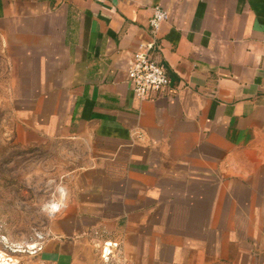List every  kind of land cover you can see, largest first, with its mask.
<instances>
[{"label":"crops","instance_id":"obj_1","mask_svg":"<svg viewBox=\"0 0 264 264\" xmlns=\"http://www.w3.org/2000/svg\"><path fill=\"white\" fill-rule=\"evenodd\" d=\"M156 6L170 85L140 100ZM1 70L5 139L77 168L15 264H264V0H0Z\"/></svg>","mask_w":264,"mask_h":264},{"label":"rangeland","instance_id":"obj_2","mask_svg":"<svg viewBox=\"0 0 264 264\" xmlns=\"http://www.w3.org/2000/svg\"><path fill=\"white\" fill-rule=\"evenodd\" d=\"M73 155L70 142L38 145L8 141L0 129V256L3 260L9 257L19 260L39 247L51 216L48 204L62 189L66 190L70 175L77 169ZM32 243H38L37 247L30 248Z\"/></svg>","mask_w":264,"mask_h":264},{"label":"built area","instance_id":"obj_3","mask_svg":"<svg viewBox=\"0 0 264 264\" xmlns=\"http://www.w3.org/2000/svg\"><path fill=\"white\" fill-rule=\"evenodd\" d=\"M170 18L168 10L161 6L153 9V14L149 19V25L154 35V39L139 44L133 53L132 60L128 66V82L136 98L140 100L156 98L162 94L170 85V76L167 69L162 66L154 57L153 52L157 47V31L164 21ZM66 190L61 191L57 197L50 200L48 207L53 216L65 207ZM16 260L10 257L5 263L0 256V264H15Z\"/></svg>","mask_w":264,"mask_h":264},{"label":"bare ground","instance_id":"obj_4","mask_svg":"<svg viewBox=\"0 0 264 264\" xmlns=\"http://www.w3.org/2000/svg\"><path fill=\"white\" fill-rule=\"evenodd\" d=\"M37 244H38V243H32V244H30L29 247L32 248V249H34L35 247H37Z\"/></svg>","mask_w":264,"mask_h":264}]
</instances>
